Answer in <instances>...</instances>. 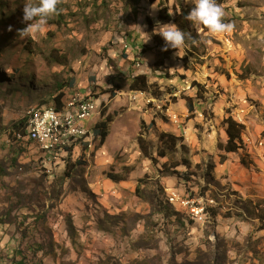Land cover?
Instances as JSON below:
<instances>
[{
	"label": "rangeland",
	"instance_id": "obj_1",
	"mask_svg": "<svg viewBox=\"0 0 264 264\" xmlns=\"http://www.w3.org/2000/svg\"><path fill=\"white\" fill-rule=\"evenodd\" d=\"M216 2L232 31L187 19L177 55L162 50L153 29L194 0H59L45 31L25 38L24 0H0V264H264V220L247 211L250 200L264 209V0ZM136 45L148 65L127 58ZM141 66L160 80L158 97L138 103L159 115L160 128L125 94ZM69 86L78 88L67 94ZM76 92L100 98L98 115L84 120L90 141L49 164L13 129L29 108ZM233 112L244 145L226 153L218 144ZM108 116L103 144L96 124ZM141 128L150 157L138 144ZM167 189L217 204L196 223Z\"/></svg>",
	"mask_w": 264,
	"mask_h": 264
},
{
	"label": "built area",
	"instance_id": "obj_2",
	"mask_svg": "<svg viewBox=\"0 0 264 264\" xmlns=\"http://www.w3.org/2000/svg\"><path fill=\"white\" fill-rule=\"evenodd\" d=\"M125 47L127 45L125 44ZM137 58V63H142ZM142 60V59H141ZM132 94L129 95L130 104L135 105L139 102L149 103L152 97H158L156 94L147 95L143 90H133ZM87 97L83 96L82 99L73 101L69 108H76V115H68V126H60V110L59 103L50 104L49 108H41L40 111H34V119L32 122L36 124L35 132L24 131L27 135V142L30 145H36L42 152V156L51 164L52 162L58 164L60 161L63 162L66 157V142L69 140H76L78 145H81L82 151V139L83 130H89L84 124V120L92 119L95 115H98L100 98L95 97L89 93ZM116 95H119L117 93ZM234 119L238 120L235 113H232ZM239 117V115H238ZM178 122V121H177ZM51 123H58L59 132L58 134L50 133ZM173 193L178 195V202L184 205L185 208L195 211L196 213L202 214L203 211H209V205L204 204H193L192 197L181 193L178 189H173Z\"/></svg>",
	"mask_w": 264,
	"mask_h": 264
},
{
	"label": "clouds",
	"instance_id": "obj_3",
	"mask_svg": "<svg viewBox=\"0 0 264 264\" xmlns=\"http://www.w3.org/2000/svg\"><path fill=\"white\" fill-rule=\"evenodd\" d=\"M58 3L59 0H37V2L24 0L23 21L30 23L18 30L19 37L25 38L44 32L48 20L59 11ZM224 16V10L216 0H194V6L188 12L186 19L206 26L212 33H226L232 31L233 24L224 22ZM153 33L159 34L163 38L165 45L162 50L177 49V55L183 49L188 36L176 24L159 21H157Z\"/></svg>",
	"mask_w": 264,
	"mask_h": 264
},
{
	"label": "trees",
	"instance_id": "obj_4",
	"mask_svg": "<svg viewBox=\"0 0 264 264\" xmlns=\"http://www.w3.org/2000/svg\"><path fill=\"white\" fill-rule=\"evenodd\" d=\"M157 1H161V0H148V2L151 4H153ZM187 8H189V7H187ZM175 9H177V8L175 7ZM188 12H189L188 9H184L183 7H181L180 10H178V12H177L176 17H172L171 15H168L165 12V15H160L159 19L162 23L173 22L174 24H176V26L180 30L187 31L188 30V23H187L186 17H187ZM149 23L151 24L150 19H149ZM156 38L159 39L160 44L165 45V42L160 35H156ZM56 62L59 64H63L65 61L60 60V59H56ZM5 65H7L8 67H11L15 74L17 72H19L18 69H15L14 67H12V65L10 63L7 62V63H5ZM193 84H194L193 86H201L199 83H197L195 81ZM130 88L132 90H143V91L155 93L154 90L156 88H158V84L151 83L149 78H148V75L138 74L132 78V81L130 83ZM113 95H114V93H113ZM64 96H65V93L55 97L54 100L57 103H60V101L64 98ZM188 109L191 112L195 111V107H194L191 99H189ZM111 120L112 119L108 116L105 121H101V122L96 124V137L97 138L100 137L101 142L103 144H104L106 138L108 137V134H109L108 133V122H110ZM223 124L226 126L225 132L227 135V141L225 143L220 142L218 144L219 150H222L226 153L238 152L239 149H241L244 145L243 133L245 130V125L242 123H239L236 119H234L233 116H228V117L224 118ZM25 125H26V118L24 119V121L21 122V125H19L18 127H15L13 129L14 130L13 136L16 139H17L16 131L24 129ZM0 129H2V127H0ZM140 131L141 132L138 136V144H139L143 154L147 157H150L151 154H150L148 143H147L146 139H144V137H143V135H144L143 129L141 128ZM161 136L165 137L166 135L164 133H162ZM169 136H172V135L169 134ZM84 145L85 144H82V146H84ZM71 150H73V149H71ZM241 163L247 168L251 167L250 165L252 164V163H249L244 157L241 158ZM188 165H190V164L188 163ZM110 178L116 182L124 180V178L121 177L120 175H110ZM248 202H251V206L249 205L247 207V211L249 212V214L255 215V217H257L259 220H264V209L261 211L258 207L259 205H255L253 207V201L250 200ZM214 214L216 215V212H214Z\"/></svg>",
	"mask_w": 264,
	"mask_h": 264
},
{
	"label": "bare ground",
	"instance_id": "obj_5",
	"mask_svg": "<svg viewBox=\"0 0 264 264\" xmlns=\"http://www.w3.org/2000/svg\"><path fill=\"white\" fill-rule=\"evenodd\" d=\"M80 95L81 94L79 92H76L73 96L69 97L64 102V104L59 106L60 126H68V115H67L68 109H69V115H76V108H69V105H72L73 101H75V100L82 99L79 97ZM49 107H50V105L43 104V105H39L36 107H32L31 109L29 108V110L27 111V119H26L25 128L20 130L16 134L17 140H20V142L21 141L27 142V135L24 131H27V132H35L36 131V124L34 122H32V120L34 119V111H40L41 108H49ZM58 132H59L58 123H51L50 133L51 134H58ZM90 136H91V129L83 130L82 143L90 141L87 139V137L90 139ZM77 146L80 147L81 145H78L76 140H69L68 142H66V151L71 149V148L75 149L74 147H77ZM167 191H168L167 197H168L169 202L171 204H173L176 208L183 209L186 217L190 218L191 220H193L196 223H202V224L206 223V221L208 219L207 217H208V215H210L209 211H203L202 214H199L193 210L187 209L184 207V205H182L181 203L178 202V195H176L172 191L169 192V189H167ZM198 198H194L192 196V203L193 204H204V203H206V201L203 198H201V199H198ZM209 202H210V205L208 204L209 206H214L217 204L214 199L209 200Z\"/></svg>",
	"mask_w": 264,
	"mask_h": 264
},
{
	"label": "crops",
	"instance_id": "obj_6",
	"mask_svg": "<svg viewBox=\"0 0 264 264\" xmlns=\"http://www.w3.org/2000/svg\"><path fill=\"white\" fill-rule=\"evenodd\" d=\"M136 47V49H137V51H131L130 49H131V47H128V49L126 50V52H129V54L130 55H128L127 56V58H132V59H134V57H136V58H139V55H140V58L142 59V62H143V65H145V63H146V65H148V63H149V59H147V54H148V52H145V53H143V54H140V51L139 50H141V49H139V45H136L135 46ZM133 54V55H132ZM149 55V54H148ZM148 60V62H146ZM151 62V61H150ZM135 66V65H134ZM129 68H130V66H129ZM143 70V67L141 66V67H139V68H137V69H135L134 70V73H133V77L134 76H136V75H138V74H141V72H143L142 71ZM158 75L161 73L160 71H158V72H156ZM148 78H149V80H150V82L151 83H159V81L160 80H157L156 78V80H154V79H152L149 75H148ZM128 92H126L125 94L126 95H131L132 93V89L130 88V84L128 85ZM77 86H74V88H71L70 86L68 87V88H66L65 90H64V92L65 93H71V92H73V91H75V90H77ZM145 92H148V91H145ZM116 96V98H117V96L118 95H115ZM69 97H67L66 96V98H64V100L66 101L67 99H68ZM63 99H62V101H61V103H63V101H64ZM128 100H129V98H128ZM130 101V100H129ZM132 105V104H131ZM134 106V108H139V109H141V111H142V113H143V115H145L144 117H142V119L144 120V122L145 123H147L148 124V122H152V119H155V121H156V125H157V127L158 128H160V126H161V118L159 117V115L158 116H153V115H150V114H148V113H146L144 110H142L143 109V107H142V105H140V104H138L137 105V103L135 104V105H133ZM110 110H112V107H110ZM197 120H199V119H197ZM195 121V120H194ZM198 122H200V121H198ZM149 123V124H150ZM164 123V122H163ZM186 123H187V125L185 124L184 126H186V127H188V126H192L193 127V120H188V121H186ZM204 123V122H203ZM167 124V123H166ZM195 124V123H194ZM206 124V123H205ZM89 129H93V128H91V127H89ZM217 135L219 136L220 134L219 133H217ZM218 138V137H217ZM75 149H78L79 148V146H77V147H74ZM72 149V148H71ZM71 149H69V150H67L66 151V154H67V157L70 155L69 153L71 152V151H74L75 149H73V150H71ZM123 181V180H122Z\"/></svg>",
	"mask_w": 264,
	"mask_h": 264
}]
</instances>
